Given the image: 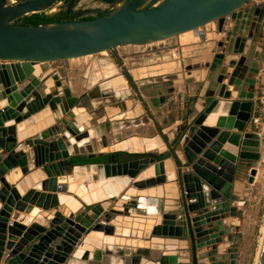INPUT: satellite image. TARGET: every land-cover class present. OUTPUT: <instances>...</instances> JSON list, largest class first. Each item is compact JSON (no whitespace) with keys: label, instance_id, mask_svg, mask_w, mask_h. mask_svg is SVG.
Returning <instances> with one entry per match:
<instances>
[{"label":"water","instance_id":"water-1","mask_svg":"<svg viewBox=\"0 0 264 264\" xmlns=\"http://www.w3.org/2000/svg\"><path fill=\"white\" fill-rule=\"evenodd\" d=\"M59 1L20 0L13 4L0 0V264H181L183 253L176 245L167 244L171 249L153 262L139 254H113L86 243L91 231L115 234L114 215H130L133 210H143L155 221L153 238L177 241L188 235L192 264L221 261V254L231 250L228 247L239 235L230 230L242 205L236 167H246L252 183L254 161L262 155L260 134L248 125L254 110L253 82L264 68V46L255 54L253 44L244 59L237 51L248 40L255 43L261 37L264 0H100L112 8L97 16L38 25L14 23L45 12ZM75 1L65 0L68 13ZM251 3L254 6L248 7ZM213 22L217 34H225L214 50L218 56L212 62L184 64L189 75L196 70L207 75V90L198 98V115L173 139L162 129L149 137L139 136L145 144L150 137L157 138L161 148L132 150L125 144L132 136L109 145L104 128L109 121L125 117L132 99H139L149 111L156 109L166 101V89L160 97L148 93L144 99V91L128 79L123 67V74L102 81L89 93L93 107L104 110V120L81 128L78 118L71 115L78 97L69 88L62 93L51 90L59 83L47 63L111 51L122 65L116 52L120 46L165 41L191 31L198 32L204 43L203 29ZM251 55L256 60L247 58ZM25 64L29 70L23 69ZM230 83L245 87L239 88L238 99L232 101L224 99L230 97ZM130 86L136 95L120 96ZM219 106L232 110L237 128L205 124ZM59 109L66 118L59 117ZM203 130L207 131L204 136ZM223 134L228 136L218 159L209 158L208 150ZM85 139L90 142L87 151L70 152V146ZM53 144L57 147L51 158ZM76 156L90 161L77 162ZM166 161H171L172 170H167ZM153 166L158 174L144 177L143 172ZM19 170L22 176L13 179ZM156 177L164 183L177 182L178 210L165 211L155 197L139 196L135 202L117 203L127 187L146 189ZM92 183L99 184L105 197L88 203L78 190L87 194ZM72 184L77 185L76 192L70 191ZM61 194L74 195L81 206L74 212L60 211ZM50 211L55 213L48 214ZM229 264H234V259ZM258 264H264V240Z\"/></svg>","mask_w":264,"mask_h":264},{"label":"rangeland","instance_id":"rangeland-1","mask_svg":"<svg viewBox=\"0 0 264 264\" xmlns=\"http://www.w3.org/2000/svg\"><path fill=\"white\" fill-rule=\"evenodd\" d=\"M19 1L20 0H13L12 3L15 4ZM251 5L254 6V3L249 4L248 7ZM111 8L112 6L100 0H77L75 1L70 13H68L69 4L65 3V0H60L50 9L42 12V14H46L48 16L58 15L62 20L66 18L78 19L80 17L89 18L92 16H97ZM85 11L90 12L85 13ZM23 20L24 19L21 18L16 20L14 23L21 24ZM209 26L210 27H208L207 30L208 39L204 43H201L199 38L197 40L199 41V44H201L199 53H203L204 56H206V59L211 57L213 59L218 56V54L214 52L217 47V42L221 43L223 40L222 36L224 38L225 34L221 36L217 34L216 22L211 23ZM180 43V37L177 36L165 41L153 42L143 45H123L118 47L116 52L124 67L128 70H133L136 68L150 69L151 67V69L159 70L164 65L172 63L173 68L168 70L166 69V72L170 73H166L167 75L164 74V78L165 75L169 76V74L174 73L180 74L182 72V68H184V62L181 53L179 51L174 52L175 48L180 50L182 46ZM253 44V53L256 54V52H260L261 50L259 47L264 46V26L263 33L259 40L255 43H253L251 39L248 40L247 45L239 47L237 55H241L243 57L244 55L249 54ZM247 58L250 60H256L255 55H251ZM242 59H244V57ZM190 60L193 61V58H186L185 61L189 62ZM111 62L115 65V67L119 65L117 59L111 51H103L100 54H94L83 58L55 61L45 64V66L50 71H54L57 74V82L59 85L56 89H51L52 92L55 93V90H58L60 93H62L65 88H69L72 91L73 96L78 97L79 101L76 104L77 107L71 112L75 111L82 113V111H80L78 108H84L89 114V119L85 123L86 127H94L98 124V122L104 120V110H95L93 108L90 103L88 93L98 82H101L105 78V76H103L104 68ZM116 69L117 72H122L121 67H116ZM258 74L256 75L255 81L253 82L255 92L253 102L255 103L257 110L258 106L260 105L259 100L262 97V92L264 90V80L263 82H258ZM166 79L168 78H165V80ZM244 80H242V82ZM138 82L139 83L137 85L142 88V91H144L143 98L146 99L144 94L149 96L148 93L150 92H148L147 88L150 87H148L149 85L142 86L141 79ZM234 86L233 90L231 91L233 92V96L230 98L235 97L238 99V91L240 90L239 88H242L244 85ZM247 87L248 86H246V88ZM135 104L136 102L134 100L129 101L131 109H133ZM185 113V105H180L178 108H175V110H172L171 114L165 117L164 120L161 114H158V112L155 110L153 112L155 117L157 116L155 121L150 119L148 113L141 116L134 115L132 118L124 117L121 120H113L111 122L109 121V125H105L104 128L106 129L107 127L106 132L108 133L106 142L109 143V145L115 144L117 141H120L125 137H130L133 133H137L139 136H152L158 133V127H161L165 130L170 129L171 131L174 126L170 123L175 119V117L183 116ZM58 115L61 119L66 118L60 109L58 110ZM187 115H190V113L188 112ZM136 123H138L139 126H135ZM248 127H250L254 132L260 134L262 155L261 159L254 161L256 174L253 177L252 183L249 182L250 171L244 166L240 168L236 167L238 168L237 171L239 174L238 186L240 189V197L243 203L238 209L237 219H233L235 225L230 228L231 232L239 234L237 236L238 241L234 242L230 245V247H228L231 249H228L230 250L229 254H233L231 257L228 254V257L231 260L234 259V264H256L260 245L264 236V117L260 119L258 124L250 122ZM103 145L104 141L99 144V149L102 148ZM200 157L203 159L202 154ZM124 193L125 192H123L122 196L117 199V203L123 204L125 201H137L138 195L134 196L135 198L133 197L130 200H125L123 199ZM174 200L176 199L174 198L172 203H170L171 206H168L169 210L173 211L179 209V206L175 205ZM59 210L65 212V208L63 206H61ZM145 215L146 212L143 210H133L130 215H122L120 213L114 215V221L117 222H115V227L119 224L118 226H120V228L122 227L121 229L128 228L129 234L127 236H123L117 231L115 234L111 235L118 238L117 243L113 245V254H118L119 252H123L125 255L131 256L139 254L140 256L155 262L163 252L169 251L166 242H163V245L161 244L160 246L152 241V228L153 225H155V221L153 222V219H150ZM120 222L122 223L120 224ZM100 248L106 250L105 245H101ZM222 248L226 249L224 246H222Z\"/></svg>","mask_w":264,"mask_h":264},{"label":"crops","instance_id":"crops-1","mask_svg":"<svg viewBox=\"0 0 264 264\" xmlns=\"http://www.w3.org/2000/svg\"><path fill=\"white\" fill-rule=\"evenodd\" d=\"M209 25H207L203 29L205 34H206V37H207L208 27H210ZM219 35L221 36L223 34H219ZM198 38L199 37H197V39ZM222 39H223V36H222ZM201 43H203V42H201ZM218 43H220V42H217V46H218ZM180 44L183 47L181 46L180 50L178 48H175L174 52L175 51H179L181 53V56H182L184 64H191V63H194V62H207V61L208 62H212L211 61V60H213L212 57L206 59L205 58L206 56H204L203 53H199L200 52L199 49L201 48V44H199L198 40H196L194 42H191V43H188V44H183V42L181 41ZM216 53L218 54V51H216ZM186 58H188V59L189 58L190 59L193 58V61L190 60L189 62H186L185 61ZM118 64H119V62H118ZM116 67H118V68L121 67L122 72H117L116 71L115 74H113L111 76H108V77H105L102 81H105V80H107L109 78H113L115 76L123 74V67H124L123 63H122V65L119 64ZM136 69H138V68H136ZM127 71H128V75H129L128 79H131L136 85L139 83L138 81L140 79L142 80V82H141L142 86L149 85L148 87H150V88H147V89H148V92H150L151 96L153 95L155 97H160L161 96V90L162 89H166V101L163 104H161L160 106H158L156 109H154V110L150 109V111H149V110H147V108H145L141 104L139 99H132V100H134L136 102V104L133 106V109H132L134 111H132L131 108L129 107L130 109L127 111V113L125 115L126 118H132V116H134V115L141 116V115H144V114L148 113L149 116H150V119L155 121L157 116L155 117V114H153V112L156 110L158 112V114L159 113L161 114V116L163 117V120H164L165 117H167L169 114H171L172 110H175V108H178L180 105H182V106L185 105L186 113L183 114V116L175 117V119L170 123L171 125L174 126V128L171 131H170V129H168L169 130L168 131V130H165V129L161 128V127H158V129H157V130L162 129L164 134H166L170 139H173L179 133V129L183 128L186 124L191 122L194 119L195 116L198 115V110H197L198 98H200L206 92L207 84H208L207 75H206V72L204 70H196V71H193V73H191L189 75L184 70V68H182V72L180 74L179 73L169 74V76L170 75H176V76L174 78H168L166 80H165V78H166L165 76L167 75L166 73H170V72H163V73L154 74V75L153 74H148V75H145L142 78V77H135L132 74V70H128L127 69ZM164 74H166V75L163 78ZM160 76H162V77H160ZM263 80H264V70L261 69L260 73L257 76V81L258 82H263ZM101 82H98L89 91V93ZM166 84H168V85H166ZM138 88L141 89V87H139V86H138ZM228 89H229V84H228ZM123 92L125 94L126 93H129V94L132 93L134 96L136 95L134 90H133V88L131 86H130V88L128 90H125ZM89 93H88V97H89ZM144 96L146 98H148V96H146L145 94H144ZM231 96H233V92H232V95H230V97ZM230 97L227 96V98H224V99L225 100H231V101L237 99L235 97H232V98H230ZM89 100H90L91 105L93 106L92 100H91L90 97H89ZM137 107L141 110L140 112L137 111ZM255 109H256V106H255V103H254L253 112L255 111ZM79 110L80 111H84L85 109L84 108H79ZM130 111H132L131 114H129ZM220 111L221 110L219 109V112H217V113H220ZM188 112L190 113V115H187ZM140 124H142V123H140ZM107 125H109V124H107ZM135 126H139V124L136 123ZM106 129H107V127H106ZM106 135H108V133H106ZM134 135H138L139 136V134H137V133H133L131 136H134ZM100 149H102V148H100ZM19 174H21L20 170H19ZM21 176H22V174H21ZM157 178H160V177H156L153 180H155ZM166 185H169L171 187V189L169 191L166 190ZM160 186L165 188L164 189V194H165L164 196H161V197L160 196H146V197L158 198L159 199V205L164 207L165 211H172V210H169L167 208V206H168L167 204L168 203H172L174 198L176 199V200H174L175 201V205H177V206L180 205V192H179V189H178V184H177V182L164 183L163 180H162ZM132 187H133V185H130L129 187H127V189L124 192H126L129 188H132ZM152 187H156V185H152ZM152 187L148 186L146 189H149V188H152ZM146 189H139V190H146ZM122 194H121V196H122ZM139 196L140 195H138V197ZM118 204L120 205V203H118ZM51 212L55 213V211H50L48 214H51ZM153 239L154 240L155 239L163 240L164 243L166 242V244H171V245L173 244V242H176L172 238H157V237L153 238L152 237V241H153ZM204 251H205V249H204Z\"/></svg>","mask_w":264,"mask_h":264},{"label":"bare ground","instance_id":"bare-ground-1","mask_svg":"<svg viewBox=\"0 0 264 264\" xmlns=\"http://www.w3.org/2000/svg\"><path fill=\"white\" fill-rule=\"evenodd\" d=\"M120 6H121V4L117 5V7H120ZM179 37H180V40L183 42V44H188V43H191V42H194V41L197 40L198 32H195V31L186 32V33L181 34ZM151 68L150 69H148V68L133 69L132 70V74L135 77H142V78L145 75H148V74H153V75L154 74H160V73L166 72L168 69H172L173 68V64L170 63V64H167V65H164L159 70H155V69H151ZM23 69L24 70H29V66L25 64ZM116 71H117V69H116L115 65L112 64V62H111L110 64H108L104 68L103 76H105V77L111 76V75L115 74ZM232 90H233V84L230 83L229 84V89L227 91V94L231 95L232 94V92H231ZM119 94H120V96H123L124 92L123 93H119ZM126 95H128V93H126ZM1 104H5V101H2ZM54 105H55V102H54ZM219 109L221 111L222 110L223 111L222 112L220 111V113H217V112H219ZM132 111H134V110H132ZM132 111H130L129 114H131ZM137 111L140 112L141 110L137 107ZM221 114H223V115L225 114V116H223ZM230 114H232V110H229V112H228V108L227 107L224 109L223 106H219L214 111V113H212L208 117V119L205 122V124L207 126H218V127L226 128V129L237 128V125L235 124L236 122H234V120H233V118L231 117ZM71 115L75 116L76 118H78V125L80 126V128L82 127L81 125L85 124L86 121L89 119V114L85 110H84V112L82 111V113L73 111V112H71ZM201 132L202 133L204 132L203 134L201 133L202 136H204V135H206L207 131L203 130ZM227 136H228V134L221 135L219 137V139L217 140V142H215V144L212 146V148L210 150H208L207 156L209 158L218 159V153L221 150V147L224 144V141L226 140ZM140 137L144 138V136H140ZM140 137L138 135H134L125 144H127L132 150H144L146 147L149 148V149H156V148H161V146H162L161 142L157 138L150 137L149 139H147L146 144H145V142ZM147 137H149V136H147ZM89 145H90L89 140L85 139V140L77 143L76 145L70 146L69 150H70L71 153H83V152L87 151ZM56 147H57V144H53V146L51 148L52 150L50 149L51 152H49V157L52 158V157L55 156ZM165 165H166L165 167L167 168V170H172L173 169L171 161H166ZM157 174H158L157 166H153V167L149 168L147 171L143 172V176L144 177H146L148 175L151 176V175H157ZM20 177H21V174H17L15 177H13V179H17V178H20ZM161 181H162V178H157L155 180L149 181V186L152 187V185H156V187H152V188H149V189H146V190H139V189L134 188V187L129 188L124 193L123 199L130 200L136 195H140V196H160V197L164 196L165 195L164 194V189L165 188L160 186L161 185ZM104 183H102V184H104ZM99 188H100L99 184L92 183V184L89 185V192L87 194H85V193L81 192V190H78V187H77L76 184H72L70 186V191L71 192H76L78 190L79 197L83 201L91 203V202H95V201L100 200V199L105 197L104 193ZM170 189H171V187L169 185H166V190L169 191ZM60 201H61L62 205L64 206L65 210L68 211V212L69 211L70 212H74L81 206V201L78 200L74 195H71V194H61ZM169 204L170 203H168V206H171ZM168 206H167V208H169ZM126 220H128V219H126ZM115 222L116 221H114L113 224H115ZM153 222H154V220H153ZM121 223L122 222H120V224ZM118 225L116 226V232L118 231L123 236H127L129 234V229L128 228L121 229L122 227L120 228V226H118ZM263 240H264V236H263V239H262V242H261V245H260V249H259V253H258L256 264H258V259H259V255H260L261 248H262V245H263ZM117 241H118V238L116 236L105 235L103 232H99V231H91L86 236V243L88 245L96 246V247H101V245H105L106 246V250H108L109 252H112L113 245L115 243H117ZM153 241H154V243H157L160 246L163 243V240H158V239L154 240L153 239ZM113 264H118V263L115 262ZM123 264H126V263H123Z\"/></svg>","mask_w":264,"mask_h":264},{"label":"flooded vegetation","instance_id":"flooded-vegetation-1","mask_svg":"<svg viewBox=\"0 0 264 264\" xmlns=\"http://www.w3.org/2000/svg\"><path fill=\"white\" fill-rule=\"evenodd\" d=\"M82 18H85V17H80V19H82ZM175 245L178 246L179 252L183 253V255H181L182 256L181 259L183 260V261H181V264H192L191 263L192 262L191 261L192 260V245H191L189 236L186 235L182 239L177 240L176 242H173L172 246H175ZM206 251H204V252L206 253ZM228 254H229V251H227L225 253L223 252L221 254L222 255L221 261L218 260L217 262H215V264H229L230 259L228 257ZM217 255H219V254L216 252V254L213 255V257L216 258ZM207 257H209V256H207ZM205 260H208V258ZM189 261H190V263H188ZM219 262H221V263H219Z\"/></svg>","mask_w":264,"mask_h":264},{"label":"trees","instance_id":"trees-1","mask_svg":"<svg viewBox=\"0 0 264 264\" xmlns=\"http://www.w3.org/2000/svg\"><path fill=\"white\" fill-rule=\"evenodd\" d=\"M23 19L24 20L21 24H24V25H38L40 23H49L52 21H61L62 20L60 18V16H58V15L48 16V15L42 14V13H35V14L30 15V16H26ZM73 159L77 162H89L90 161L84 156H76Z\"/></svg>","mask_w":264,"mask_h":264},{"label":"built area","instance_id":"built-area-1","mask_svg":"<svg viewBox=\"0 0 264 264\" xmlns=\"http://www.w3.org/2000/svg\"><path fill=\"white\" fill-rule=\"evenodd\" d=\"M10 2H13V0H9ZM260 105L255 109V111L252 114L251 123L258 124L260 122V119L264 117V90L262 92V97L259 100Z\"/></svg>","mask_w":264,"mask_h":264}]
</instances>
